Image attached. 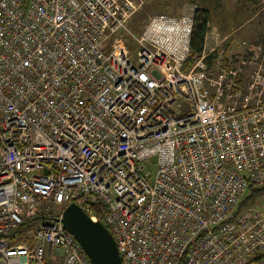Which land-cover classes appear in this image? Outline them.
I'll list each match as a JSON object with an SVG mask.
<instances>
[{
	"label": "built area",
	"instance_id": "built-area-1",
	"mask_svg": "<svg viewBox=\"0 0 264 264\" xmlns=\"http://www.w3.org/2000/svg\"><path fill=\"white\" fill-rule=\"evenodd\" d=\"M143 2L0 0V264H91L72 203L123 264L264 251V207L241 206L264 186V46L231 55L211 30L194 53L195 11L137 33Z\"/></svg>",
	"mask_w": 264,
	"mask_h": 264
},
{
	"label": "rangeland",
	"instance_id": "rangeland-1",
	"mask_svg": "<svg viewBox=\"0 0 264 264\" xmlns=\"http://www.w3.org/2000/svg\"><path fill=\"white\" fill-rule=\"evenodd\" d=\"M142 8L132 18L131 27L139 33L150 16L158 13L181 14L196 11L197 8H208L210 11L211 30L218 34L219 40L228 47L231 55L240 54L246 45L256 44L264 46V0H143ZM224 38V40L222 39ZM131 52L136 55V43L131 42ZM153 171L155 166L150 167ZM255 192L248 205L264 207V186L255 185ZM250 190L247 191V194ZM52 207L51 213H55ZM45 219L37 220L42 223ZM264 252V251H262ZM260 252V254L262 253ZM264 254V253H262ZM264 264V257L255 263Z\"/></svg>",
	"mask_w": 264,
	"mask_h": 264
},
{
	"label": "water",
	"instance_id": "water-1",
	"mask_svg": "<svg viewBox=\"0 0 264 264\" xmlns=\"http://www.w3.org/2000/svg\"><path fill=\"white\" fill-rule=\"evenodd\" d=\"M62 221L81 243L91 264H123L117 242L108 227L101 221L92 220L77 203L64 209Z\"/></svg>",
	"mask_w": 264,
	"mask_h": 264
},
{
	"label": "trees",
	"instance_id": "trees-1",
	"mask_svg": "<svg viewBox=\"0 0 264 264\" xmlns=\"http://www.w3.org/2000/svg\"><path fill=\"white\" fill-rule=\"evenodd\" d=\"M194 16L195 24L192 32L191 45L194 53H200L204 45L205 36L211 29L210 11L208 8H197ZM249 190L250 193L246 194V196L244 197V201L241 203V206H244L247 203V199H250L252 197L253 192L259 189H255V187L253 186ZM94 206L96 211L99 212L100 219H103V214L105 213L106 208L101 206V204H95ZM262 253L256 254V256L252 260V263L260 261L264 257V254Z\"/></svg>",
	"mask_w": 264,
	"mask_h": 264
}]
</instances>
